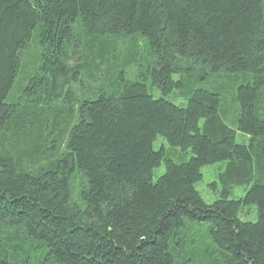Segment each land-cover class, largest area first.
<instances>
[{
    "label": "trees",
    "instance_id": "1",
    "mask_svg": "<svg viewBox=\"0 0 264 264\" xmlns=\"http://www.w3.org/2000/svg\"><path fill=\"white\" fill-rule=\"evenodd\" d=\"M130 35L145 39L134 81V53L111 56ZM158 136L170 150L153 149ZM215 163L206 204L195 185ZM0 264H264V0H0Z\"/></svg>",
    "mask_w": 264,
    "mask_h": 264
},
{
    "label": "rangeland",
    "instance_id": "2",
    "mask_svg": "<svg viewBox=\"0 0 264 264\" xmlns=\"http://www.w3.org/2000/svg\"><path fill=\"white\" fill-rule=\"evenodd\" d=\"M105 39H108L105 38ZM111 41H115L114 45H115V49L112 50V55L113 58H116L117 61L123 62V60L126 58V56L129 54V52L132 51V53H134L133 59L132 61L129 63L130 66L125 68V72L126 74L123 76L124 80H133L134 81V76L132 77L131 74L133 75L135 72V64L136 63H143V60L145 58L144 55V38L141 37L140 35H133V36H128V37H112ZM36 43V38L35 36H32L31 40L29 41L24 53L22 54V61H21V65L23 63V65H25L24 69L21 68L22 72H18L17 73V77L15 79V83L14 85L16 86L19 82H20V95H23L21 93V91H23V89H21V87L27 82L26 78H24L23 80V73L25 70V73H28L29 70H31V68H35V65H38L36 62V55L39 52V49L37 47ZM133 43V45H132ZM134 48V49H132ZM137 61V62H136ZM136 62V63H135ZM104 68V66L102 67ZM117 70L120 71L121 73L124 72V69H121V66H117ZM32 71V70H31ZM101 73L98 72V79L97 80H92V83H89L88 80H84L85 82L82 83V88L79 89V95L80 96H86L87 91L89 90L87 87H93V85L95 84H99L100 81H102L100 79ZM103 76H101L102 78ZM95 82V83H94ZM115 80L114 81H110V82H106V86H108L110 83L113 87H115ZM235 82H237L235 84ZM240 83L238 80L232 81V79L228 80V81H224V80H220L219 81V86L221 89H223L224 91V103L226 108H232L234 106L233 104V97H234V93L235 90ZM146 84L149 86L150 85V80H148L146 82ZM71 87H73L72 85H70ZM103 86V84H102ZM105 86V85H104ZM103 86V87H104ZM203 87L209 89L208 87L202 85ZM75 87V86H74ZM78 87V86H77ZM109 88V87H108ZM110 89V88H109ZM211 90V89H210ZM151 92L153 97L155 98H159V97H163L164 99H166L167 101L177 105V106H182L184 107L187 103V101L185 99H183L181 96H179V93L177 91H172L169 94L166 95H162V93L156 89V88H151ZM13 94V93H12ZM21 99V98H20ZM52 104H56L55 102L52 101ZM61 106V105H60ZM55 107H59L55 106ZM75 114V113H74ZM69 126L67 127L68 130L75 124L76 122V116H72L71 119H69ZM202 121H200L201 124ZM66 126L65 124L62 122L61 125H59L58 128H56V130H52L50 133L51 138L49 137L48 142L50 143V139L54 142V146H53V150H60L62 151L64 149V140H65V136L67 133V129H65ZM242 134H237L236 136V142L241 141L242 139ZM153 149L154 150H159L161 147H163L164 150L168 151L170 150L169 146L167 145L166 141L158 136L156 137V139L154 140L153 144ZM190 151H187V156L186 158H188L190 156ZM44 161L40 162L43 163ZM223 167L222 163H215V164H210V165H204L201 169V179L196 183L195 188L198 191V193L200 194V197L202 198V200L204 201V203L206 204H211L213 201H215L218 197H219V191H220V187H221V183L220 180L218 178V170L221 169ZM164 173V166L160 165L157 168L153 169L152 172V179L153 181H155L159 176H161ZM250 184H244V185H239V186H235L232 188L231 193L229 198L230 199H237L239 197H242L245 193V191L249 188ZM246 213L240 212L239 214V218L242 221H250V222H254L256 219V211H255V207L252 206L250 208H245ZM196 227L193 228V232L196 233ZM192 233V234H194Z\"/></svg>",
    "mask_w": 264,
    "mask_h": 264
}]
</instances>
